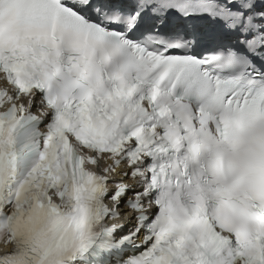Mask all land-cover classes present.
<instances>
[{"label": "snow or ice", "instance_id": "1", "mask_svg": "<svg viewBox=\"0 0 264 264\" xmlns=\"http://www.w3.org/2000/svg\"><path fill=\"white\" fill-rule=\"evenodd\" d=\"M0 264H264V0H0Z\"/></svg>", "mask_w": 264, "mask_h": 264}]
</instances>
